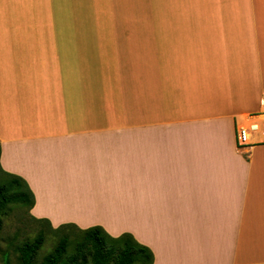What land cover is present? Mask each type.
Listing matches in <instances>:
<instances>
[{"label":"crops","instance_id":"1","mask_svg":"<svg viewBox=\"0 0 264 264\" xmlns=\"http://www.w3.org/2000/svg\"><path fill=\"white\" fill-rule=\"evenodd\" d=\"M263 98L264 0H0V170L53 228L264 264Z\"/></svg>","mask_w":264,"mask_h":264},{"label":"trees","instance_id":"2","mask_svg":"<svg viewBox=\"0 0 264 264\" xmlns=\"http://www.w3.org/2000/svg\"><path fill=\"white\" fill-rule=\"evenodd\" d=\"M13 204L28 209L30 218L39 222L30 214L34 195L27 183L19 176L0 170V229ZM45 225L59 235L56 247L41 257L45 240L44 229H41L35 238L25 240L17 247L18 264H153L150 248L140 244L130 233L112 237L100 226L81 229L74 224L57 228L49 223ZM72 230L77 232L75 237L70 234ZM4 264H10L7 255Z\"/></svg>","mask_w":264,"mask_h":264},{"label":"rangeland","instance_id":"3","mask_svg":"<svg viewBox=\"0 0 264 264\" xmlns=\"http://www.w3.org/2000/svg\"><path fill=\"white\" fill-rule=\"evenodd\" d=\"M9 209L0 229V264H4L6 255L10 264H18L17 247L23 241L35 238L41 229H44L45 234L41 257L53 251L60 239L58 234L53 233L47 225L32 220L28 209L16 204L10 205ZM70 234L75 237L77 232L72 230Z\"/></svg>","mask_w":264,"mask_h":264},{"label":"built area","instance_id":"4","mask_svg":"<svg viewBox=\"0 0 264 264\" xmlns=\"http://www.w3.org/2000/svg\"><path fill=\"white\" fill-rule=\"evenodd\" d=\"M261 104L264 107V98ZM258 135L264 137V109L258 114L248 116L244 121L237 122L236 143L238 150L251 146Z\"/></svg>","mask_w":264,"mask_h":264}]
</instances>
